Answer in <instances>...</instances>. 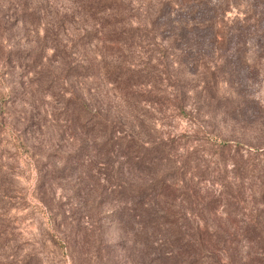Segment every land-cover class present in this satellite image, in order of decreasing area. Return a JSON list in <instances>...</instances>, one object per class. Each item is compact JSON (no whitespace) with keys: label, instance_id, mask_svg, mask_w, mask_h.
Returning <instances> with one entry per match:
<instances>
[{"label":"rangeland","instance_id":"obj_1","mask_svg":"<svg viewBox=\"0 0 264 264\" xmlns=\"http://www.w3.org/2000/svg\"><path fill=\"white\" fill-rule=\"evenodd\" d=\"M0 264H264V0H0Z\"/></svg>","mask_w":264,"mask_h":264}]
</instances>
